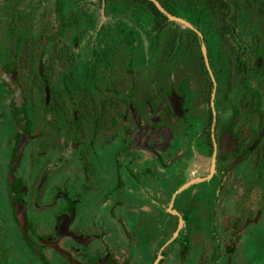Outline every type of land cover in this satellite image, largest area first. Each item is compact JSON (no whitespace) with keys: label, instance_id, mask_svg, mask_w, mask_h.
<instances>
[{"label":"flooded vegetation","instance_id":"af4514ba","mask_svg":"<svg viewBox=\"0 0 264 264\" xmlns=\"http://www.w3.org/2000/svg\"><path fill=\"white\" fill-rule=\"evenodd\" d=\"M138 1L0 0V264H264V1Z\"/></svg>","mask_w":264,"mask_h":264},{"label":"trees","instance_id":"16d2710c","mask_svg":"<svg viewBox=\"0 0 264 264\" xmlns=\"http://www.w3.org/2000/svg\"><path fill=\"white\" fill-rule=\"evenodd\" d=\"M171 1L174 2H180V1H190V0H158V2L161 3V5L170 13H175L176 9H171ZM197 1V0H195ZM209 2H213L212 5H215L214 3H222L226 8H229L230 14L233 15H242V13L249 14L251 8L248 7V4L253 0H206ZM259 2H262L261 0H256ZM142 7V19L144 24H148L146 20L151 21V18H157V19H166L165 15L161 13L156 6L149 2L148 0H139L138 1ZM206 10H214L212 6H207ZM212 14L207 13L206 16H211Z\"/></svg>","mask_w":264,"mask_h":264},{"label":"water","instance_id":"95a60500","mask_svg":"<svg viewBox=\"0 0 264 264\" xmlns=\"http://www.w3.org/2000/svg\"><path fill=\"white\" fill-rule=\"evenodd\" d=\"M149 1L153 2V3L157 6V8H158L162 13H164L165 15L168 16L169 19H171V20H175V21H177V22H179V23H183V24L188 25V26L191 27V25H189L186 21L181 20V19H179V18H176V17L172 16L171 14H169V13H168V12H167V11L161 6V4H160L157 0H149ZM263 1H264V0H263ZM203 50H204V53H205V55H206V48L204 47ZM206 58H207V56H206ZM207 61H208V60H207ZM18 98H19V100H20V91H19V90H18ZM23 144H24V135H22V136L19 138L18 145H17V153L20 152V150L22 149Z\"/></svg>","mask_w":264,"mask_h":264},{"label":"rangeland","instance_id":"374dc122","mask_svg":"<svg viewBox=\"0 0 264 264\" xmlns=\"http://www.w3.org/2000/svg\"><path fill=\"white\" fill-rule=\"evenodd\" d=\"M166 206H168V203L166 201H161V200H158V212H159V217L161 219V221L165 224L167 223L168 221V218L166 217V213L165 212V208Z\"/></svg>","mask_w":264,"mask_h":264}]
</instances>
